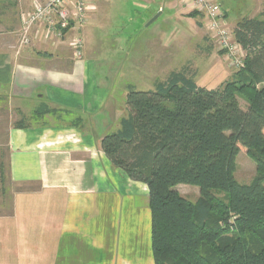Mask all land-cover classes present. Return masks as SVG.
Returning <instances> with one entry per match:
<instances>
[{
	"label": "crops",
	"instance_id": "0c3cea01",
	"mask_svg": "<svg viewBox=\"0 0 264 264\" xmlns=\"http://www.w3.org/2000/svg\"><path fill=\"white\" fill-rule=\"evenodd\" d=\"M87 1L94 7L80 30L83 54L76 59L69 44L75 25L61 37L36 28L24 36L32 0H0V94L27 100L32 111H53L7 133L10 181L26 189L12 193L10 214L0 215V264H154L148 189L112 165L101 141L127 116L126 91L111 90L118 68L141 60V82H153L145 91L153 90L164 76L166 47L162 39L144 45L151 54L132 56L116 36L108 42V32L132 9L151 12L158 4L163 12L161 3L173 22L183 7L206 31L205 21L190 16L185 0Z\"/></svg>",
	"mask_w": 264,
	"mask_h": 264
},
{
	"label": "trees",
	"instance_id": "16d2710c",
	"mask_svg": "<svg viewBox=\"0 0 264 264\" xmlns=\"http://www.w3.org/2000/svg\"><path fill=\"white\" fill-rule=\"evenodd\" d=\"M233 36L246 58L230 80L208 90L182 68L153 90L128 87L127 116L101 141L148 189L154 264H264V19L242 18ZM240 151L256 168L248 184L234 176ZM179 185L198 188L196 201Z\"/></svg>",
	"mask_w": 264,
	"mask_h": 264
},
{
	"label": "rangeland",
	"instance_id": "374dc122",
	"mask_svg": "<svg viewBox=\"0 0 264 264\" xmlns=\"http://www.w3.org/2000/svg\"><path fill=\"white\" fill-rule=\"evenodd\" d=\"M217 2L221 4L223 11H226V22L232 30L242 18L264 19V0H217ZM159 7L164 11H158V4H156L151 8L153 10L151 12L138 13L132 9L124 18L116 19L108 32L110 34L107 38L108 42H112L116 36L119 43L123 45V53L128 49L129 55L141 56L142 54H151V51L144 49L145 44L161 43L164 39L166 47L164 64L166 66L162 81L167 78L171 68H174V71L186 68L189 74L194 76L198 86L203 85L217 89L225 81L230 80L239 68L232 65L224 52L218 50L211 43L207 32L200 24L201 19L196 18V21H189L187 13H190V8L183 7V14L173 22L167 5L161 3ZM172 29H174L173 35L168 34L167 36L165 32H170ZM177 32H179L178 35ZM170 44L178 50H171ZM244 54L243 61L246 58V53L244 52ZM173 60L174 64L169 65ZM129 64L136 66L131 68ZM130 69L134 71L128 74ZM143 69L145 66L141 60L123 62V65L118 68L119 75L115 77L111 86L112 92L122 94L126 91L127 93L128 87H133L137 91H145V89L154 86L153 82H141L140 75ZM148 70L151 71L152 68L148 67ZM5 91V94H0V215L10 214L12 193L24 188L14 185L9 178L7 133L11 127L25 126L32 123V119L41 117V115H37V110L33 109L34 111H32L30 102L25 99L16 102L7 94V90ZM239 103L244 109L245 101L240 98ZM51 112L53 113L52 110L48 113ZM255 175V164L244 151H240L236 158L234 174L236 181L240 184H248ZM175 189L182 197L193 202L199 196L196 187L179 185Z\"/></svg>",
	"mask_w": 264,
	"mask_h": 264
},
{
	"label": "built area",
	"instance_id": "2783aa9c",
	"mask_svg": "<svg viewBox=\"0 0 264 264\" xmlns=\"http://www.w3.org/2000/svg\"><path fill=\"white\" fill-rule=\"evenodd\" d=\"M185 4L202 15L211 43L224 52L232 65L241 68L245 54L235 41L233 30L227 25L221 4L214 0H185ZM93 7L87 0H32L31 11L22 20L24 36L31 28H36L45 36L54 34L61 37L63 32L72 27L71 24L75 25V36L69 44L73 56L81 59L84 43L80 30Z\"/></svg>",
	"mask_w": 264,
	"mask_h": 264
}]
</instances>
